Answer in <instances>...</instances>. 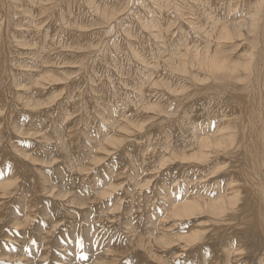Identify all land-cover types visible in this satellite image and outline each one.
I'll return each instance as SVG.
<instances>
[{
    "label": "rangeland",
    "instance_id": "rangeland-1",
    "mask_svg": "<svg viewBox=\"0 0 264 264\" xmlns=\"http://www.w3.org/2000/svg\"><path fill=\"white\" fill-rule=\"evenodd\" d=\"M12 1L18 6L15 11L8 9V0H0V264H264L261 235L253 225H242L248 219L243 211L248 201L244 190H237L241 179L229 187L239 197L235 212L224 202L220 214L211 207L226 198L227 178L236 175L234 161L241 157L232 154L234 150H227L229 156L214 144L205 149L204 161L194 158L198 138L204 132L216 133L221 113L227 117L231 112L236 125L241 121L243 91L259 57L245 52L252 67L241 69L242 80L239 74L232 77V67L242 68L245 59L232 30H222L231 14L238 23L246 22L239 16L247 12L250 0H217L222 4L218 26L212 20L207 28L201 25L205 18L196 4L208 11L210 7L198 0ZM188 31L199 38L188 37V45H200V52L205 41L197 32L212 31L213 38L207 39L213 49L221 47L224 57L218 59L212 78L192 85L216 84L212 96L219 93L215 87L232 89L223 103L233 109L219 112L195 100L197 96L188 112H171L169 103L184 93L181 73L174 75L166 62L182 47L180 39ZM242 32L255 43L246 29ZM113 34L117 36L111 39ZM142 48V59L147 57L149 64L138 59L136 52H144ZM156 71L163 72L174 96L167 85L159 86ZM193 73L201 79L207 76L198 66ZM253 85V94L264 98V87L260 93ZM152 97L158 99L159 109L150 106ZM186 199H206L209 204L194 205L184 213L175 205Z\"/></svg>",
    "mask_w": 264,
    "mask_h": 264
},
{
    "label": "bare ground",
    "instance_id": "bare-ground-1",
    "mask_svg": "<svg viewBox=\"0 0 264 264\" xmlns=\"http://www.w3.org/2000/svg\"><path fill=\"white\" fill-rule=\"evenodd\" d=\"M5 1H7V0H5ZM18 1H20V0H18ZM26 1V0H25ZM28 1V0H27ZM35 1V0H34ZM90 1V0H89ZM93 1V0H92ZM92 1H90V2H92ZM120 2V0H114V2L113 3H115V2ZM137 1H139V0H137ZM193 1V0H192ZM229 1V0H228ZM231 1V0H230ZM229 1V2H230ZM235 1V0H234ZM241 1V0H240ZM2 2V1H1ZM61 2V1H60ZM89 2V3H90ZM126 2V1H125ZM133 2V1H132ZM147 2V1H146ZM198 2L201 4V5H203V6H207L208 8L210 7V11H208V10H206L205 9V7H202V6H199L198 4H196L197 5V8H198V10L200 11V13H201V15L205 18V21L203 20L204 18L202 17V20L204 21V22H202L201 23V25L202 26H204V27H206L207 28V26L208 25H210L211 24V21L213 20L214 21V23L216 24V23H218V16H219V13L220 12H222V11H220L219 9H218V2H219V0H218V2H217V0H198ZM220 2H221V0H220ZM236 2H237V0H236ZM8 3H9V10L10 11H15L16 10V7H18V6H14L15 4H13V1L12 0H8ZM21 3H22V1H21ZM39 3V2H38ZM37 3V4H38ZM112 3V4H113ZM139 3H140V1H139ZM153 3V2H152ZM178 3V2H177ZM180 3V2H179ZM197 3V2H196ZM231 3V2H230ZM246 3H247V1H246ZM26 4V3H25ZM25 4H23V5H25ZM28 4V3H27ZM27 4H26V6H27ZM37 4H34V5H36L35 7H37ZM88 4V3H87ZM92 4H95V2L94 3H91V6H92ZM137 4H138V2H137ZM161 5H162V3H160ZM174 5H175V3H173ZM172 4V5H173ZM190 4V3H189ZM192 4V3H191ZM212 4H213V6H212ZM5 5V4H4ZM39 5V4H38ZM53 5V4H52ZM71 5V2H70V4H69V6ZM111 5V4H110ZM134 6H135V4H133ZM158 3H157V7H158ZM221 6H222V4H220ZM219 5V6H220ZM233 5H234V3H233ZM241 5H242V3H241ZM246 5V4H245ZM97 6V5H96ZM160 6V5H159ZM192 6V5H191ZM20 7V6H19ZM30 7H32V6H30ZM29 7V8H30ZM34 7V8H35ZM56 7V6H55ZM72 7H74V6H72ZM77 7V6H76ZM117 7V6H116ZM139 7V6H138ZM161 7V6H160ZM189 7H190V5H189ZM231 7H233V6H231ZM134 8V7H133ZM155 8V7H154ZM221 8H223V7H221ZM239 8H240V6H239ZM7 9V10H8ZM21 9V8H20ZM25 9V8H24ZM31 9V8H30ZM56 9V8H55ZM71 9V8H70ZM74 9V8H73ZM93 9V7H91V10ZM118 9V8H117ZM140 9V8H139ZM150 9V8H149ZM159 9V8H158ZM194 8L192 7V10H193ZM230 9V8H229ZM246 9H248L247 10V12L246 11H243V14L241 15V16H239L240 18L242 17V18H244L245 20H246V22L248 23H244V22H241V23H238L237 21V19H238V17H234L232 14H231V18H229V19H226V22L224 21V27H223V34H226V32H230L231 30V34L233 35V39L234 40H239L237 43H236V47H237V51L239 50H242V52H241V56H243L242 57V60L243 59H245V61H242L241 62V67L242 68H240V67H232V69H231V75H232V77H234V76H237V74H239V73H241L242 71H241V69L242 70H248L250 67H252V66H250L252 63V58H251V56H248V55H246V53L245 52H250V51H254V54L257 56V58L259 57V63L255 66V74L254 75H251L250 76V84H255L256 83V85H257V89L259 90V92H260V89L262 88V87H264L263 85H264V83H262V80H263V76H264V0H250L249 1V6H248V8H246ZM245 9V10H246ZM25 10H27V9H25ZM59 10V9H58ZM141 10V9H140ZM174 10H176V7H175V9H173L172 11H174ZM244 10V9H243ZM3 11V10H2ZM6 11V10H5ZM36 11H37V9H36ZM60 11V10H59ZM79 11H80V9H79ZM97 11H99V9L98 10H96V12ZM134 11V13H135V11L136 10H133ZM133 11H131L132 13H133ZM160 11V10H159ZM179 11V10H178ZM229 11V10H228ZM61 12H63V10L61 11ZM68 12V11H67ZM164 12V11H163ZM170 12V11H169ZM237 12H239V11H237ZM237 12H235V13H237ZM21 13V12H20ZM32 13V12H31ZM60 13V12H59ZM71 13V12H70ZM69 13V14H70ZM73 13V12H72ZM116 13V12H115ZM127 13V12H126ZM158 13V12H157ZM161 13V12H160ZM196 13V12H195ZM226 13V12H225ZM227 13H229V12H227ZM11 14V15H10ZM16 15V13H14V12H11V13H9V15L10 16H12L13 18L15 17V15ZM22 14V13H21ZM25 14H28V13H25ZM69 14H68V16H69ZM75 14V13H74ZM89 14V13H88ZM100 14V13H99ZM125 14V13H124ZM142 14V13H141ZM159 14V13H158ZM171 14H173L172 12H171ZM224 14V13H223ZM238 14V13H237ZM247 14H248V16H247ZM8 15V14H7ZM143 15V14H142ZM142 15H141V18H142ZM155 16H156V14H154ZM160 15V14H159ZM175 15V14H174ZM181 15V14H180ZM221 16H222V13L220 14ZM228 15V14H227ZM239 15V14H238ZM94 16V15H93ZM97 16V15H96ZM133 16V15H132ZM139 17H140V14L138 15ZM149 16V15H148ZM176 16V15H175ZM16 17H18L17 15H16ZM84 17H86V16H84ZM83 17V18H84ZM95 17V16H94ZM134 17V16H133ZM159 17V19H160V16H158ZM162 17V16H161ZM168 17V16H167ZM180 17V16H179ZM19 18V17H18ZM82 18V17H81ZM123 18V17H122ZM121 18V19H122ZM128 18V17H127ZM137 18V17H136ZM141 18H140V23H141ZM150 18H152V16L150 17ZM187 18V17H186ZM221 18V17H220ZM61 19V18H60ZM134 19V18H133ZM145 19V18H144ZM156 19H157V16H156ZM159 19H157L158 21H159ZM162 19V18H161ZM243 19V20H244ZM163 20V19H162ZM222 20V19H221ZM130 21V20H129ZM133 21V20H132ZM139 21V20H138ZM147 21V20H146ZM151 21V20H150ZM173 21V20H172ZM171 21V22H172ZM176 21V20H175ZM230 22L231 21V24H227V22ZM17 22H18V20H17ZM126 22V21H125ZM142 22H144V21H142ZM156 22V21H155ZM160 22V21H159ZM162 22V21H161ZM192 22V21H191ZM201 22V21H200ZM199 22V23H200ZM221 22V21H220ZM261 22H262V24H261ZM67 23H68V21H67ZM116 23V22H115ZM163 23V22H162ZM177 23H178V21H177ZM189 23V22H188ZM198 23V24H199ZM121 24H123V23H121ZM120 24V25H121ZM128 24V23H127ZM161 24V23H160ZM116 25H118V24H116ZM115 25V26H116ZM132 25H133V23H132ZM131 25V26H132ZM141 25V24H140ZM175 25V24H174ZM179 25H181V26H183L182 24H179ZM186 25V24H185ZM191 25V24H190ZM53 26H55L56 27V25H52V27ZM123 26H124V24H123ZM173 26V25H172ZM177 26V25H176ZM201 26V27H202ZM211 26H213V24L211 25ZM216 26H218V24H216ZM116 27H118V26H116ZM115 27V28H116ZM135 27V26H134ZM141 27H143L142 25H141ZM160 27V26H159ZM165 27H166V24H165ZM174 27V26H173ZM179 27V26H178ZM189 27H191V26H189ZM208 27H210V26H208ZM214 27H215V25H214ZM242 27H246L245 29H246V33L248 34V36L252 39V40H254L255 41V43H252V42H250V40L246 37V35L244 34V32H242L243 30H245V29H242ZM10 28V27H9ZM15 28V27H14ZM122 28V32H123V27H121ZM146 28V27H145ZM175 28H177V27H175ZM186 28V27H185ZM203 28V27H202ZM201 28V29H202ZM206 28H204V29H206ZM216 29H217V27H215ZM215 28H213V29H215ZM132 29V28H131ZM136 29V28H135ZM134 29V30H135ZM179 29V28H178ZM178 29H177V31H178ZM181 29V28H180ZM191 29V28H190ZM199 29V28H198ZM203 29V30H204ZM211 29V28H210ZM212 29V30H213ZM222 29V28H221ZM221 29L219 30V31H221ZM118 30V29H117ZM174 30V29H173ZM172 30V31H173ZM182 30V29H181ZM185 30V29H184ZM58 31V29L56 30V32ZM119 31V30H118ZM175 31V30H174ZM189 31H191V30H189ZM189 31H188V34L187 35H184L183 36V40H182V38L180 39V37H179V39L181 40V41H183V45H182V47L175 53V56H173L172 55V51L170 52L171 54H170V58L171 59H167L168 61L166 62V64H167V66L168 67H170V68H172V69H174L176 72H173L172 71V73L174 74V75H176L175 73H181V74H179V75H181L180 76V80H181V87L180 88H182L183 89V91L181 92V93H184V94H181V96H179V99L177 100V99H174V98H176V97H174V98H171V99H174V100H172L171 101V103H169V105H170V108L172 109L171 110V112L173 113L174 112V110H177L178 108L180 109V113L181 112H188V109H190V108H192V105L193 104H191V102L193 101L192 99L193 98H195V97H197V99L195 98V100H198V99H200L201 100V102H204V101H206L207 103H205V104H210V106H214V108L216 109V107H217V109H218V111L219 110H223V112H224V110H225V112H227L229 109H233V107L231 108V106H232V104L231 103H229V104H231V106H228V107H226L225 106V104L223 103V100H224V96H227V94L228 93H230V91L232 90V89H230L229 88V90L226 92V91H224L225 90V88H224V90L223 91H221L220 89H222V88H220L219 89V87H215L216 89H218L217 91L219 92H217L218 93V95L217 96H212L213 94H212V90H213V88H212V86H216V84H213V83H211L212 84V86L211 87H209V86H206V85H202V86H199V87H195L194 88V86L192 85V83H196V82H200V83H205L206 82V80H209V78H212L213 76H214V69H215V67H217V62H218V59H222V57H223V55H221V53L220 52H222V49H221V47L220 46H216V49L217 50H215V48L213 49V43L211 42V41H208L209 39H207V38H209L212 34L211 33H213L212 31H198L197 33H199L200 35L202 34V36H203V38H204V48H203V50H201V52L200 51H198V46L200 47V45H196V44H193L192 46H191V48H190V46L188 45V43H189V38L188 37H190V39H192V37H195V36H192V33H191V36H190V34H189ZM193 31H194V29H193ZM192 31V32H193ZM196 31V30H195ZM195 31H194V35H195ZM9 32V31H8ZM39 32V31H38ZM131 32V31H130ZM129 32V33H130ZM41 33V32H40ZM39 33V34H40ZM58 33V32H57ZM69 33V32H68ZM78 33V32H77ZM125 33V32H124ZM214 33H216V32H214ZM131 34V33H130ZM166 34V33H165ZM169 34V33H168ZM173 34V33H172ZM211 34V35H210ZM43 35V34H42ZM59 35H61V34H59ZM72 34H70V36H71ZM114 35V34H113ZM112 35V36H113ZM152 35H155V34H152ZM163 35V34H162ZM178 35H180V33L178 34ZM216 35V34H215ZM217 35H218V33H217ZM220 35H222V34H220ZM227 35H228V33H227ZM13 35H11V37H12ZM62 36V35H61ZM110 37L111 39L112 38H116V36H117V34H116V36L114 37ZM122 36V35H121ZM130 36H132V35H130ZM148 36H150V35H148ZM156 36V35H155ZM154 36V37H155ZM158 36V35H157ZM157 36L155 37L156 39H158L157 38ZM181 36V35H180ZM197 36V35H196ZM231 35H229V38H231L230 37ZM14 37V36H13ZM65 37H66V35H65ZM133 37V36H132ZM135 37V36H134ZM167 37H169V36H167ZM217 37V36H216ZM261 37H263L262 39H260ZM71 38V37H70ZM97 38V37H96ZM162 38V37H161ZM184 38H185V40H184ZM210 38H213L212 36L210 37ZM12 39V38H11ZM66 39V38H65ZM122 39H124V38H122ZM160 39V38H159ZM159 39H158V41H159ZM164 39V38H163ZM162 39V40H163ZM175 39H177V37H175ZM195 39H199L198 38V36H197V38L195 37ZM67 40V39H66ZM108 40V39H107ZM110 40V39H109ZM143 40V39H142ZM145 40V39H144ZM143 40V41H144ZM161 40V39H160ZM174 40V39H173ZM172 40V41H173ZM243 40H245V41H248L249 43L248 44H246V45H244V43H241V41H243ZM9 41H11V40H9ZM14 41V40H13ZM111 41V40H110ZM116 41V40H115ZM114 41V42H115ZM133 41V40H132ZM139 41V40H138ZM176 41V44L178 43V41L177 40H175ZM174 41V42H175ZM195 41V40H194ZM217 41V40H216ZM231 41H233V40H231ZM5 42V41H4ZM63 42V41H62ZM61 42V43H62ZM70 42V41H69ZM137 41H135V43H136ZM150 42H151V40H150ZM155 42V41H154ZM162 42V41H161ZM191 42V41H190ZM199 42V41H198ZM218 42V41H217ZM220 42V41H219ZM14 43H15V41H14ZM116 44H117V42H115ZM114 43V44H115ZM155 43H158V42H155ZM168 43H170V42H168ZM192 43V42H191ZM141 44V43H140ZM144 44V43H143ZM175 44V43H174ZM226 44V43H225ZM16 45V44H15ZM118 45V44H117ZM131 45V44H130ZM135 45H137V44H135ZM134 44H133V46L131 45V47H136ZM150 45H152V44H150ZM180 45V44H179ZM179 45H177L176 46V48H179L180 46ZM188 45V47H186ZM191 45V44H190ZM203 45V44H202ZM9 46V45H8ZM64 46V45H63ZM128 46H129V44H128ZM140 46V45H139ZM138 46V47H139ZM143 46V45H142ZM163 46H164V44H163ZM165 46H166V44H165ZM172 46H173V44H172ZM175 46V45H174ZM234 46V45H233ZM7 47V46H6ZM5 47V48H6ZM106 47V46H105ZM120 47V46H119ZM235 47V46H234ZM63 48V47H62ZM130 48V47H129ZM152 48H153V45H152ZM157 48V47H156ZM159 48V47H158ZM157 48V49H158ZM168 49H169V46L167 47ZM172 48H174V47H172ZM18 49V48H17ZM114 49L116 50V49H118L117 47L115 48L114 47ZM135 49V48H134ZM137 49V48H136ZM161 49V48H160ZM171 49V48H170ZM225 49V48H224ZM120 50H122V47H121V49ZM119 50V51H120ZM128 50V49H127ZM129 50H131V49H129ZM128 50V51H129ZM162 50V49H161ZM235 50H236V48H235ZM98 51V50H97ZM100 51V50H99ZM106 51H107V49H106ZM123 51V50H122ZM137 51V50H136ZM142 51H144L143 50V48H142ZM160 51V50H159ZM159 51H158V55H159ZM225 51V50H224ZM110 51H108V53H109ZM114 52V51H113ZM118 52V51H117ZM121 52V51H120ZM119 52V53H120ZM162 52H164V50L162 51ZM127 53V52H126ZM126 53H125V55H126ZM137 53V55H138V57H136V58H138V59H140L141 61H144V59L146 58L147 59V57H144V59H142L143 57L142 56H144L143 54L145 53L146 54V52L144 51V52H142V53H140V50H138V52H136ZM136 53H134V54H136ZM148 53V52H147ZM153 53H154V48H153ZM153 53H151V54H153ZM110 54V53H109ZM114 54V53H113ZM113 54H112V56H113ZM150 54V55H151ZM156 54V53H155ZM156 54V55H157ZM218 54H220V55H218ZM29 55V54H28ZM130 55H132V54H130ZM150 55H148V56H150ZM172 55V56H171ZM249 55H250V53H249ZM111 56V57H112ZM116 56V55H115ZM118 56V55H117ZM122 56V54H120V57ZM133 56V55H132ZM164 56V55H163ZM254 56V55H253ZM252 56V57H253ZM93 57H94V55H93ZM111 57H110V59H111ZM134 57V56H133ZM160 57V56H159ZM162 57V56H161ZM181 57H183V58H185V59H182ZM219 57V58H218ZM116 58H119V57H116ZM123 58V57H122ZM224 58V57H223ZM114 59H115V57H114ZM120 59V58H119ZM118 59V60H119ZM145 59V60H146ZM149 59H150V61H152L151 60V57H149ZM99 60V59H98ZM112 60V59H111ZM164 60V59H163ZM157 61V60H156ZM161 61V60H160ZM258 61V60H257ZM99 62V61H98ZM115 62V61H114ZM120 62V61H119ZM144 62H147V60L146 61H144ZM154 62L155 61H153V65H155L154 64ZM159 61H157V64H159L158 63ZM89 63V62H88ZM100 63V62H99ZM123 63V62H122ZM148 63V62H147ZM161 63V62H160ZM255 63V62H254ZM257 63V62H256ZM101 64V63H100ZM105 64V63H104ZM125 64V63H124ZM149 64V63H148ZM81 65V64H80ZM116 65V64H115ZM151 65V64H150ZM162 65V64H161ZM233 65V64H232ZM235 65V64H234ZM87 66V65H86ZM148 66V65H147ZM196 66H198V68L200 69V70H204L205 71V73H206V78H200V77H198L197 75L196 76H194V73H193V70L196 68ZM222 66H223V64H222ZM91 67V66H90ZM102 67V66H101ZM117 67V66H116ZM158 67H159V65H158ZM160 67H164L163 65L162 66H160ZM106 68V67H105ZM240 69V70H239ZM123 70V69H122ZM125 70V69H124ZM148 70H149V68H148ZM198 70V69H197ZM196 70V71H197ZM216 70V69H215ZM153 71H154V69H153ZM222 71H223V68H222ZM166 72H167V70H166ZM218 72H220L219 70H218ZM217 72V73H218ZM20 73V72H19ZM142 73V72H141ZM163 73V72H162ZM161 72H159V71H156L155 73H153V74H155V77L157 78L156 80L158 81V83H159V86L161 85V86H165V87H167L168 86V89L171 91V90H173V89H171L170 88V84L169 85H167L166 84V80H164V78H165V75L164 74H162ZM197 73V72H196ZM198 73H200V72H198ZM223 73V72H222ZM104 74V73H103ZM143 74V73H142ZM82 75V74H81ZM86 75V74H85ZM178 75V74H177ZM201 75V74H200ZM239 77H238V79L239 80H242L243 78L241 77V74H239L238 75ZM152 77V76H151ZM150 77V78H151ZM216 77V76H215ZM258 77H259V79H258ZM179 78V77H178ZM177 78V79H178ZM0 84L3 82V79H2V77H0ZM148 79V78H147ZM166 79V78H165ZM196 79H198L197 81H196ZM110 80V79H109ZM179 80V79H178ZM214 81H216V82H223L222 84H225L226 82H224V81H222L220 78H214L213 79ZM58 81V80H57ZM257 81V82H256ZM55 82V81H54ZM154 82V81H153ZM264 82V81H263ZM178 83V82H177ZM228 83V82H227ZM210 84V85H211ZM231 84V83H230ZM249 84V85H250ZM167 85V86H166ZM209 85V84H208ZM248 85V87H250V88H248L247 86H246V89L243 91L244 93H243V96H245V97H243V103H244V106H243V103H240V104H242L241 106H242V114H240V116L238 117L239 118V120H241L240 122H239V125H236V122H235V120H233V119H230V115H231V112H230V114L227 112V117L226 116H221V114H220V126L218 125V130L216 131V133H210V131L207 133V134H205L206 132H204V134H202L201 132V134H202V137L201 138H198V144L197 145H199V148L196 150V156L194 155V158H197V159H202V161H204L205 159H206V157H207V155L205 154V149H210V147H212V146H223V150H225V152H227V150H234V152L232 153L231 151L229 152H227V155H229L230 156V154L232 153V154H237L238 156H240L241 157V159L240 158H237L236 159V161H234V163H235V166H236V175H230V178L228 179L227 178V182H228V189L226 190L227 192H226V200L223 198V199H221V201L220 202H218L216 205H214L213 203H212V205H211V207L216 211L217 209V213H219L221 210H222V207H220L221 205H220V203L221 202H224V203H226L227 205H230L231 207H233L232 208V210H234L233 212H235L236 211V209L237 208H235L234 207V205H235V202H236V198L238 197L237 195H238V193H236L237 195V197H235V194L234 193H232V191H229V187L231 186V184L233 183V182H237V179H241V187H238L237 188V190H244V192H245V196L244 197H246V200H244V201H248V202H246L247 203V205H245L244 206V210L241 208V210H243V211H245V213L247 214L248 213V215H247V217H248V219H246L245 221H243V223H242V225L244 226V227H246V226H251L252 227V225L254 226V228H256L257 230H258V234H260L261 236V239L263 240V242H264V171H263V167H264V133H263V125H264V98H263V95H261L260 93V95L259 96H257V94L258 93H256V94H253V91L255 90L254 89V85H253V87H251V86H249ZM145 86V85H144ZM150 86V85H149ZM153 86V85H152ZM219 86V85H218ZM237 87V86H236ZM240 87V86H239ZM88 88H89V86H88ZM135 88V87H134ZM153 89V88H152ZM156 89V88H155ZM176 89V88H175ZM178 91L180 90L179 89V86H178ZM177 89H176V92H177ZM150 90V89H149ZM227 90V89H226ZM242 90V89H241ZM262 90H263V88H262ZM154 91V90H153ZM160 91V90H159ZM175 91V90H174ZM216 91V90H215ZM264 91V90H263ZM88 93V92H87ZM156 93V92H155ZM170 93H172V95L174 96V93L171 91ZM248 93V94H247ZM143 94V93H142ZM212 94V95H211ZM232 94V93H231ZM246 94H247V96H246ZM264 94V93H263ZM254 95H256V96H254ZM137 96V95H136ZM140 96V101H141V95H139ZM143 96H144V94H143ZM151 96H153V95H151ZM155 96V95H154ZM212 96V97H211ZM242 96V95H241ZM157 97L159 98V96L157 95ZM144 98V97H143ZM153 98V97H152ZM75 99V98H74ZM137 99V98H136ZM69 100V99H68ZM138 100V99H137ZM146 100V99H145ZM152 99H150V101H151ZM153 100H154V103H151V107H154V109H159V107H160V105H158V103H156V101L158 100L157 98H156V101H155V99L153 98ZM34 101V100H33ZM134 101V100H133ZM147 101V100H146ZM168 101V100H167ZM238 101V100H237ZM241 101V102H242ZM239 102V101H238ZM194 103V102H193ZM25 104V103H24ZM137 104V103H136ZM228 104V105H229ZM238 104V103H237ZM240 104H238L239 106H240ZM126 105H127V103H126ZM31 106H32V104H31ZM135 106V105H134ZM172 106H174V108L172 107ZM185 108H184V107ZM36 107V106H35ZM129 107V106H128ZM127 108V107H126ZM131 108V107H130ZM130 108H128V109H130ZM25 109H27V108H25ZM133 110H134V108H132ZM30 110V109H29ZM31 110H35V109H31ZM163 110V109H162ZM165 110H170V109H168V107L166 106V108H165ZM192 110V109H191ZM215 111V110H214ZM31 112V111H30ZM150 112V111H149ZM189 112H191V111H189ZM220 112V111H219ZM157 113V112H156ZM33 114V113H32ZM161 114H162V112H161ZM224 114V113H223ZM226 114V113H225ZM224 114V115H225ZM173 115V114H172ZM174 115H177V111H175L174 112ZM180 115V114H179ZM178 115V116H179ZM188 115V114H187ZM217 115V114H216ZM164 116H166L165 114H164ZM181 116V115H180ZM209 119V118H208ZM214 120V119H213ZM166 121V120H165ZM237 121V120H236ZM168 125V124H167ZM193 125V124H192ZM195 125H196V123H195ZM193 127V126H192ZM197 127V126H196ZM131 128V127H130ZM198 128V127H197ZM192 129H195V128H192ZM207 129V128H206ZM198 131V130H197ZM194 133V132H193ZM192 133V134H193ZM239 134V135H238ZM194 135V134H193ZM238 135V136H237ZM197 137V136H196ZM195 138V137H194ZM196 139V141H197V138H195ZM116 141V140H115ZM130 141V140H129ZM194 143H195V141H194ZM215 144V145H214ZM215 146V147H216ZM201 147H202V149H201ZM212 148H214V147H212ZM219 148H221V147H219ZM204 152V153H203ZM209 153V152H208ZM195 154V153H194ZM237 157V156H236ZM16 161V160H15ZM235 166H234V168H235ZM237 186H239V185H237ZM235 187V186H234ZM227 188V187H226ZM232 190H234V189H232ZM194 198V197H193ZM239 198V197H238ZM178 199V198H177ZM200 199H201V197H200ZM202 199H204V198H202ZM245 199V198H244ZM187 200V199H186ZM239 200V199H238ZM183 202V201H182ZM204 202H205V204H209L207 201H206V199H205V201H203V200H200V201H197V200H194V201H192V199L190 200V199H188L187 201H185L183 204L181 203V205L180 204H176L175 205V207H177V206H179V208H180V210H182L184 213L185 212H190V209H192L193 207L192 206H200V204H203L204 205ZM215 203V202H214ZM237 203V202H236ZM206 208V207H205ZM196 209V208H195ZM232 210H231V214L233 215V213H232ZM241 210H239V211H241ZM193 212H196V210L194 211L193 210ZM192 212V213H193ZM201 212V211H200ZM190 214V213H189ZM220 214V213H219ZM243 214V213H242ZM195 215V214H194ZM232 215H231V217H232ZM245 215V214H244ZM235 216V215H234ZM246 218V217H245ZM244 219V218H243ZM241 224V223H240ZM162 227V226H161Z\"/></svg>",
    "mask_w": 264,
    "mask_h": 264
}]
</instances>
